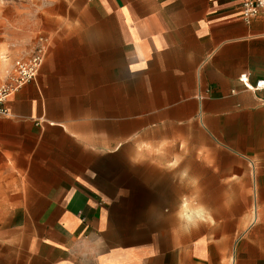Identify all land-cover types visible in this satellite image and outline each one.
Here are the masks:
<instances>
[{"label":"crops","instance_id":"obj_1","mask_svg":"<svg viewBox=\"0 0 264 264\" xmlns=\"http://www.w3.org/2000/svg\"><path fill=\"white\" fill-rule=\"evenodd\" d=\"M58 1L43 62L0 117V208L37 220L20 263L264 264V89L248 87L264 79V11L246 23L239 0ZM190 129L234 160L209 168L234 207L251 194L233 233L157 226L174 218V176L189 192Z\"/></svg>","mask_w":264,"mask_h":264},{"label":"rangeland","instance_id":"obj_2","mask_svg":"<svg viewBox=\"0 0 264 264\" xmlns=\"http://www.w3.org/2000/svg\"><path fill=\"white\" fill-rule=\"evenodd\" d=\"M58 0H0V77H5L15 60L28 57L35 44L36 37L46 34L53 25L52 13L58 6ZM177 132L169 131L170 144H164L171 150L173 158L180 153L175 138ZM189 136L194 144L189 145V192L181 194L179 177H173V183L167 184L166 196L172 201L173 220H158V228L173 229L181 239L196 235L213 236L220 232L233 233L235 223L226 220H239L246 210V200L251 194L237 193L236 208L230 200L228 187L215 183L216 177L210 171V165L227 167L233 159L219 151L202 132L190 129ZM197 142L205 146V164L202 177H197L201 170L196 160ZM160 151V150H159ZM175 161L172 162L174 164ZM179 169V165H178ZM204 181V184L202 183ZM198 182L201 185L198 186ZM248 197V198H247ZM252 212V210H249ZM236 217V218H235ZM37 220L21 217L20 210L0 208V264H21L30 238L36 232Z\"/></svg>","mask_w":264,"mask_h":264},{"label":"built area","instance_id":"obj_3","mask_svg":"<svg viewBox=\"0 0 264 264\" xmlns=\"http://www.w3.org/2000/svg\"><path fill=\"white\" fill-rule=\"evenodd\" d=\"M242 19L249 23L254 17L264 11V0H239ZM48 38L44 34L36 37L31 54L20 60H16L7 71L5 77H0V117H7L9 110L7 101L22 85L32 81L47 52ZM239 80L246 83L245 74L239 76ZM250 90L264 89V79L256 80L248 85Z\"/></svg>","mask_w":264,"mask_h":264},{"label":"clouds","instance_id":"obj_4","mask_svg":"<svg viewBox=\"0 0 264 264\" xmlns=\"http://www.w3.org/2000/svg\"><path fill=\"white\" fill-rule=\"evenodd\" d=\"M106 247L104 236L97 234L94 239L89 242L90 255L98 259V254L102 253Z\"/></svg>","mask_w":264,"mask_h":264}]
</instances>
